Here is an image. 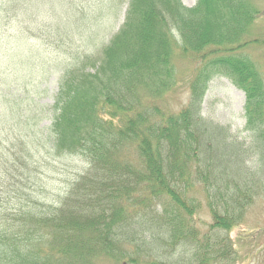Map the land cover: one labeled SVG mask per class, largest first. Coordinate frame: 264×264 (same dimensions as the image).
<instances>
[{
  "label": "trees",
  "instance_id": "16d2710c",
  "mask_svg": "<svg viewBox=\"0 0 264 264\" xmlns=\"http://www.w3.org/2000/svg\"><path fill=\"white\" fill-rule=\"evenodd\" d=\"M30 1L4 0L2 19L18 3L30 19ZM128 1L124 23L102 36L96 54L67 51L71 30L39 37L66 56L56 69L52 103L35 95L32 106H22L28 94L21 81L10 84L3 73L9 84L0 85V264H167L154 240L166 244L165 255L172 244L191 252L182 264H215L208 253L216 247L214 235H204L207 244L194 251L199 228L191 218L203 204L196 196L204 195L212 216L209 231L227 236L246 222L253 204L264 202V75L246 52L264 43L253 33L264 12L254 0H197L194 7L182 0ZM176 52L193 59V74L188 97L167 109L163 97L177 84ZM217 76L245 92L252 144L203 118V97ZM38 105L46 124L32 123ZM39 135L53 158L85 164L58 194L42 187L35 170ZM30 138L37 141L35 153ZM226 143L234 167L223 157ZM252 159L258 170H251ZM157 203L160 212L153 209ZM228 240L222 250L232 246Z\"/></svg>",
  "mask_w": 264,
  "mask_h": 264
},
{
  "label": "rangeland",
  "instance_id": "374dc122",
  "mask_svg": "<svg viewBox=\"0 0 264 264\" xmlns=\"http://www.w3.org/2000/svg\"><path fill=\"white\" fill-rule=\"evenodd\" d=\"M182 1L189 7H193L197 3V0ZM3 2L4 0H0V85L2 86L4 84V87H6L9 83L18 84V81H21V85L29 95H27V99L21 102V105L27 107L32 106L30 97H34L35 95H39V98L41 97L38 102H53L51 97L57 88L55 80L60 73L56 69L63 64L62 60L66 57L62 54L59 55L57 49L54 50L50 46L41 44L40 38L45 37L51 39L48 33H57V30L61 32L66 29L71 30L73 36L69 37L64 44L67 51H74L82 55L85 52L89 55L96 54L100 50L99 45L102 36L104 34L106 35V32L108 36L115 33L125 21L129 4L128 0H31L28 6V14L31 15L30 19L26 17L27 13L24 11L25 6L21 7L19 3L18 6L16 4H10L7 15L2 19ZM254 2L264 12V0H254ZM86 13H90V15ZM83 15H87L88 23L86 27L91 26L90 31L81 30L86 28L80 26L85 21L82 19ZM97 16V23H95ZM89 18H92V21ZM25 30L29 31L28 36L25 35ZM253 33L259 40L264 42V15L257 19L253 27ZM54 40L61 42L60 37ZM246 52L264 75V43L253 44ZM192 62H194L193 59L184 58L176 52L174 65L177 84L169 92V95L166 94L163 97L165 100L163 104L167 109L179 108L182 105V99L186 96L188 97L189 92L186 89L190 81L189 78L193 74ZM3 73L10 75V79H13V81L6 83L8 78H4ZM23 76H27L24 81L26 85L23 84ZM29 80L31 81L28 82ZM1 86L0 89H3ZM36 86L39 87V90L36 89ZM36 91L40 93H35ZM245 103L246 96L243 90L237 88L227 77L217 76L209 83L208 90L204 96L201 114L207 121L230 127L231 135L235 136L241 142L245 141L246 145H249L252 144V141L249 137L250 133L246 130L247 118ZM40 105L37 108L39 113L32 123L37 121L43 125L49 121L46 119L41 120L43 113L40 110L44 111L45 108ZM4 112H7L5 107L2 109V113ZM1 123L0 120V125ZM15 127L19 132L27 134L25 129L19 130L17 126ZM30 132L33 133L32 130ZM36 138L40 140L38 141L40 152L34 157L36 159L35 170L39 173L40 178L43 179L42 187L46 188L51 194H58V192H62L67 184L74 179V174L82 170L85 164L84 162L78 161L77 158H71L69 156L53 158L51 154L45 151V139L40 135ZM36 143L37 141H34L32 138L27 141L33 153H35ZM227 148L225 152L221 150L224 152L223 157L230 159L233 162L232 167H234L237 164L235 160L236 156L231 157L233 150L231 146ZM249 166L252 171L258 170L259 168L256 159H252ZM196 197L203 204L191 218L193 226L200 230V232L199 230L197 232L199 238H195L193 242L196 248L194 250L195 252H199L201 246L207 244V238L204 235H214L213 244L216 247L214 250L208 249L209 255L214 254L210 258L209 263L264 264L263 201L261 205L253 204L249 215L245 218L246 222L239 224L227 236L224 232L216 230L209 231V226L212 224L213 219L206 206L204 195L200 192ZM3 202L1 201L0 203L2 204ZM153 209L160 212L162 206L160 203H157L153 206ZM226 240L232 245L228 246V251L225 247L223 250L221 248L226 244ZM156 243L159 247L156 249V252L160 254L161 259L167 264H182L179 259L189 257L191 254L185 248L173 246L172 244L168 248L171 250L170 255L168 253L165 255L164 251L166 248L164 246L166 244L154 240L153 244ZM142 253L135 251L133 256L141 258V260L146 259ZM148 259L151 258L148 257ZM125 262L123 264H143L141 261ZM195 264L199 263L195 262Z\"/></svg>",
  "mask_w": 264,
  "mask_h": 264
}]
</instances>
